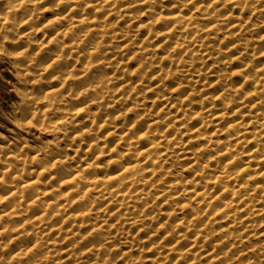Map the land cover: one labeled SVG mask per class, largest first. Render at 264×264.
Segmentation results:
<instances>
[{
    "label": "clouds",
    "instance_id": "obj_1",
    "mask_svg": "<svg viewBox=\"0 0 264 264\" xmlns=\"http://www.w3.org/2000/svg\"><path fill=\"white\" fill-rule=\"evenodd\" d=\"M253 160L264 0H0V264H264Z\"/></svg>",
    "mask_w": 264,
    "mask_h": 264
},
{
    "label": "rangeland",
    "instance_id": "obj_2",
    "mask_svg": "<svg viewBox=\"0 0 264 264\" xmlns=\"http://www.w3.org/2000/svg\"><path fill=\"white\" fill-rule=\"evenodd\" d=\"M237 28H238V27H237ZM237 28H236V29L233 28L234 30L232 29V31H237V30L239 31V28H238V29H237ZM143 35H144V30L141 31V36H143ZM221 38L223 39V37H221ZM231 43H232L231 40L225 41L224 44H223V47L227 48L228 45L231 44ZM236 51H237L236 49H233V51H232L231 53H229V55H235V54H236ZM134 63H135L134 60H133V61H130L129 66L131 67ZM209 63H212V62L209 61ZM154 83H155V82H154ZM211 91H215V88H213ZM152 95H153L152 93H149V97H150V98L152 97ZM216 103H217V104L220 103L219 99H217ZM157 106H159V102H157ZM196 107H198V105H197ZM173 111H175V109H173ZM214 111H215V110H214ZM244 111L246 112L247 109H245ZM253 111H255V109H254ZM239 118H240V117H239V113L237 114V116L232 117L233 120H238ZM220 119H221V116H220L219 113H217V123H219ZM244 120H245V122H247V121L250 120V117L245 116V117H244ZM225 122H227V121H225ZM195 123H197L196 120L193 121V124H195ZM219 126H220L221 128H223V124H220ZM85 127H87V126L85 125ZM250 130H251V129H250ZM209 131H210V132H213V134H214L213 138L215 139V138H216L215 130H214V129H209ZM121 132H123V129H118V130H117V135H119ZM108 133H110V130H109L107 127H103V128L101 129V131H100V135H101V137H104V136H105L106 134H108ZM227 135H228V133L225 132V133H224V136H220L219 138H220L221 140H224L225 137H226ZM114 139H116V136L111 135V134H108V135H107V143H108L109 146H112V141H113ZM187 140H188V137H185V141H187ZM104 143H105V141L102 139V140H101V147H103ZM197 143H201V144H203V143H205V141H198ZM221 146H223V145H221ZM187 147H188V148H192L193 145H192V144H188ZM248 147H249V148H253L254 145L250 143ZM93 151H95V148H93ZM89 155H90V153H89ZM188 155L190 156L191 153L189 152ZM252 155L255 156V155H257V153L253 152ZM221 158L227 160V159H228V156L225 155V156H222ZM246 158H251V157H246ZM184 163H190V161L185 160ZM234 166H235L234 164H233V165H230V167H234ZM251 167H252V168H257V169L259 168L258 171H260V172H264V161H261L260 164L257 165V164H256V161L253 160V163H252ZM262 167H263V168H262ZM261 170H262V171H261ZM186 175H187V173H186ZM243 175H248V172L245 171V172L243 173ZM251 183H253V184H264V176H260L259 178H257V179H255V180L251 181ZM52 184H55V180L52 181ZM49 187H51V185H49ZM70 187H71V185H64V186H62L61 190L67 192L68 188H70ZM72 195H75V194H72ZM213 195L216 196V200L213 201V206H215L216 203H218L221 199L224 198V196L227 195V192H224V193L221 194V195H216V193L214 192ZM69 198H71V196H69ZM46 199H47L48 201H53V195L50 193V194L46 197ZM161 201H163V197H161V198H160V201H158V202H161ZM60 203L63 204L64 201L62 200V201H60ZM52 206L55 207V204L53 203ZM77 207H79V204H78V203L73 205V209H72V210L74 211L75 208H77ZM258 207H264V204H261V205H259ZM167 209H168V205L165 204V205H164V211L166 212ZM210 214H211V213H210V211H209V215H210ZM222 215H223V212H218V213L216 214V216H215V219H216V220H219V219L221 218ZM241 215H246V213H241ZM56 219L58 220V219H60V217H57ZM161 219H162V220H166V219H169V218L167 217V215H164L163 217H161ZM171 219L175 220V219H176L175 215H173V216L171 217ZM205 219H207V216L205 217ZM260 219H264V217H261ZM55 222H56V221L54 220L53 223H55ZM230 223H231L230 220H229V221H224L222 224H217L216 227H217V229L224 228L225 230H227L228 224H230ZM70 225H71V220H66V221L64 222V227H65V228H69ZM180 230H181V231L184 230V229H183V224H182V223H181V225H180ZM164 231H165V230H164L163 228H161V233H160V234H161V235H164ZM260 232H264V227H261V228H260ZM53 235H56V233L53 232ZM140 235H141V237H143L145 234H144V233H141ZM189 236H190V237L192 236V233H191V232H189ZM153 239H159V237H155V236H154ZM168 239H171V237H169ZM216 239H217V240L219 239V235L216 237ZM261 239H264V237H261ZM195 242H196L197 244L203 242V237L201 236V237H200L199 239H197ZM211 242H212V241L209 240V241L207 242V244H210ZM69 243H70V242H69ZM148 243H150V241H146V245H145V246H147ZM164 243H168V241L165 240ZM185 243H186V241H185ZM207 244L205 245V250H206V251H211V249H208V248H207ZM64 247L66 248L67 245H64ZM179 247H180V248H183V243L180 244ZM220 247H223V245H219V244H218V245L216 246V250L218 251ZM192 251H193V252L197 251V248H192ZM201 254L203 255V253H201ZM65 255H67V253H66ZM154 255H155V252H154V251H153V252H148V253H146V256L149 258V264H151V258L154 257ZM213 255H215V252H213ZM208 259H211V257H208ZM68 264H72V262H71V261H68ZM202 264H206V261H205V262H202ZM214 264H219V261H215Z\"/></svg>",
    "mask_w": 264,
    "mask_h": 264
},
{
    "label": "bare ground",
    "instance_id": "obj_3",
    "mask_svg": "<svg viewBox=\"0 0 264 264\" xmlns=\"http://www.w3.org/2000/svg\"><path fill=\"white\" fill-rule=\"evenodd\" d=\"M236 29V28H235ZM238 29V28H237ZM234 30V29H233ZM238 31V30H237ZM263 168V167H262ZM259 169V168H258ZM262 171V170H261Z\"/></svg>",
    "mask_w": 264,
    "mask_h": 264
}]
</instances>
